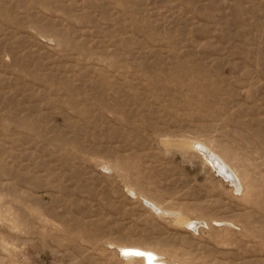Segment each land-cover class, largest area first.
I'll use <instances>...</instances> for the list:
<instances>
[{
    "label": "rangeland",
    "instance_id": "obj_1",
    "mask_svg": "<svg viewBox=\"0 0 264 264\" xmlns=\"http://www.w3.org/2000/svg\"><path fill=\"white\" fill-rule=\"evenodd\" d=\"M126 245L264 264V0H0V264Z\"/></svg>",
    "mask_w": 264,
    "mask_h": 264
},
{
    "label": "bare ground",
    "instance_id": "obj_2",
    "mask_svg": "<svg viewBox=\"0 0 264 264\" xmlns=\"http://www.w3.org/2000/svg\"><path fill=\"white\" fill-rule=\"evenodd\" d=\"M188 145L193 150L199 151L202 155H204L206 160L216 170V172H218V174L221 177H223L224 179L232 183L233 186L237 188L239 184H242L241 186H243V182L238 172L232 169L229 162L216 150H214L209 145L201 141H191L188 143ZM129 190L132 193H135L132 189H129ZM145 199L148 200L147 198ZM150 204L153 207H155L157 210H160V211L164 210L163 208H160L159 206L157 207V205H155L154 203L150 202ZM184 221L186 225L190 224L194 227L196 226L194 225L195 220L193 221L194 224L192 220H190L189 218H185ZM118 250H119V254L123 256V258L128 262L140 261L142 264H173L171 261L165 260L161 252L156 251L151 248H147V247H143L139 245H126V246H119Z\"/></svg>",
    "mask_w": 264,
    "mask_h": 264
}]
</instances>
